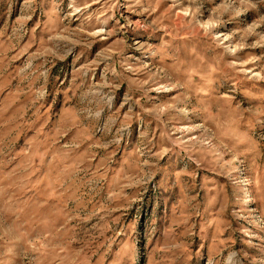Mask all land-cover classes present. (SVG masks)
<instances>
[{
    "label": "rangeland",
    "instance_id": "1",
    "mask_svg": "<svg viewBox=\"0 0 264 264\" xmlns=\"http://www.w3.org/2000/svg\"><path fill=\"white\" fill-rule=\"evenodd\" d=\"M0 264H264V0H0Z\"/></svg>",
    "mask_w": 264,
    "mask_h": 264
}]
</instances>
